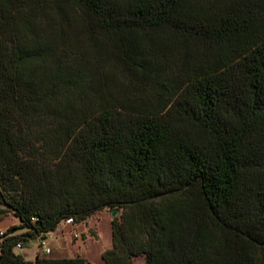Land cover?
<instances>
[{
  "label": "trees",
  "instance_id": "1",
  "mask_svg": "<svg viewBox=\"0 0 264 264\" xmlns=\"http://www.w3.org/2000/svg\"><path fill=\"white\" fill-rule=\"evenodd\" d=\"M103 210V264H264V0H0V264Z\"/></svg>",
  "mask_w": 264,
  "mask_h": 264
},
{
  "label": "rangeland",
  "instance_id": "2",
  "mask_svg": "<svg viewBox=\"0 0 264 264\" xmlns=\"http://www.w3.org/2000/svg\"><path fill=\"white\" fill-rule=\"evenodd\" d=\"M119 213L115 216L118 217ZM110 212L103 210L87 218L84 222L72 225L60 223L49 233L43 242L30 240L23 243L14 252L33 262L36 256L49 259H73L76 257L86 260L90 264H103L101 255L111 248ZM14 223L12 217L0 221V230L6 229ZM42 244L41 248L38 245ZM48 248L50 254L44 255L43 249ZM135 264L143 263V258L134 259Z\"/></svg>",
  "mask_w": 264,
  "mask_h": 264
},
{
  "label": "built area",
  "instance_id": "3",
  "mask_svg": "<svg viewBox=\"0 0 264 264\" xmlns=\"http://www.w3.org/2000/svg\"><path fill=\"white\" fill-rule=\"evenodd\" d=\"M72 220L71 219H67L66 221H64V224L65 225H72ZM4 234V231L3 230H0V237L2 236ZM20 246L19 245H17V248H19ZM49 249H43V251H42V253L44 254V255H48L49 254Z\"/></svg>",
  "mask_w": 264,
  "mask_h": 264
},
{
  "label": "water",
  "instance_id": "4",
  "mask_svg": "<svg viewBox=\"0 0 264 264\" xmlns=\"http://www.w3.org/2000/svg\"><path fill=\"white\" fill-rule=\"evenodd\" d=\"M117 213H118L117 210H113V211L110 212V216H111L112 218H115V216L117 215ZM47 237H49V236L40 237V238H39V241H40V242H43Z\"/></svg>",
  "mask_w": 264,
  "mask_h": 264
},
{
  "label": "crops",
  "instance_id": "5",
  "mask_svg": "<svg viewBox=\"0 0 264 264\" xmlns=\"http://www.w3.org/2000/svg\"><path fill=\"white\" fill-rule=\"evenodd\" d=\"M12 225H17V222L14 220V223H12ZM3 231H5L6 230V227L4 228V229H2ZM35 241H37L38 243L40 242L39 241V238H37V239H34ZM42 247V244H39L38 245V248H41ZM45 249H48V248H45ZM49 254H50V252H49Z\"/></svg>",
  "mask_w": 264,
  "mask_h": 264
}]
</instances>
